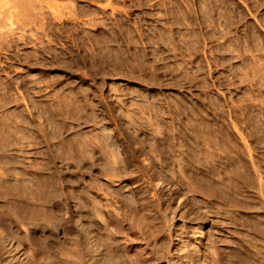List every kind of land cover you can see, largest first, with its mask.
I'll list each match as a JSON object with an SVG mask.
<instances>
[{
  "label": "rangeland",
  "instance_id": "obj_1",
  "mask_svg": "<svg viewBox=\"0 0 264 264\" xmlns=\"http://www.w3.org/2000/svg\"><path fill=\"white\" fill-rule=\"evenodd\" d=\"M102 146L114 156L96 154L90 172ZM111 159H125L126 180L109 176ZM147 161L152 184L137 172ZM54 176L60 197L73 194L58 222L30 206ZM163 181V207L191 226L201 263L264 264V0H0V264L156 253L162 234L142 198ZM91 196L109 224L91 222ZM116 212L135 219L116 228Z\"/></svg>",
  "mask_w": 264,
  "mask_h": 264
},
{
  "label": "bare ground",
  "instance_id": "obj_2",
  "mask_svg": "<svg viewBox=\"0 0 264 264\" xmlns=\"http://www.w3.org/2000/svg\"><path fill=\"white\" fill-rule=\"evenodd\" d=\"M146 134V133H145ZM136 135V134H135ZM137 135H139V133L137 134ZM158 135V134H157ZM164 135V134H163ZM163 135H162V137H163ZM181 135V134H180ZM140 136H142V135H140ZM146 136V135H145ZM168 136H170V135H168ZM137 137H139V136H137ZM143 137V136H142ZM181 137V136H180ZM99 138V137H98ZM145 138V137H144ZM172 138V137H171ZM161 139V138H160ZM162 139H164V138H162ZM114 140V139H113ZM145 140V139H144ZM166 140V139H165ZM173 140V139H172ZM101 142V141H100ZM137 142V141H136ZM143 142V141H142ZM163 142V141H162ZM162 142H161V144H162ZM164 143V142H163ZM103 144V143H102ZM115 144V143H114ZM156 144V143H155ZM158 144V143H157ZM165 144H167V143H165ZM182 144V143H181ZM160 145V144H159ZM158 145V146H159ZM108 146V145H107ZM119 146H120V144H119ZM119 146H117V147H119ZM139 146V145H138ZM143 146V145H142ZM154 146V145H153ZM90 147V146H89ZM112 147V146H111ZM116 147V146H115ZM122 147V146H121ZM144 147V146H143ZM142 147V148H143ZM94 148V147H93ZM108 148V147H107ZM141 148V149H142ZM154 148V147H153ZM164 148V147H163ZM103 149H105V148H103V146H102V148H100V149H94V150H92L91 152H90V154H89V160H90V162H89V164L88 165H90V169L88 168V171L90 170V172L93 170V168H94V166H96V164H98V163H96L97 162V160H99L103 155H105L106 153H110L109 152V150H107V149H105L106 151H104ZM108 149H111L110 147L108 148ZM119 149V148H118ZM137 149V148H136ZM140 149V148H139ZM157 149V148H156ZM162 149V148H161ZM113 150V149H112ZM116 150V149H115ZM138 150V149H137ZM136 150V151H137ZM144 150V149H143ZM152 150H154V149H152ZM158 150V149H157ZM147 151V150H146ZM162 151V150H161ZM164 151V150H163ZM89 152V151H88ZM112 152V151H111ZM120 152H122V151H120ZM155 152H157V151H155ZM165 152V151H164ZM163 152V153H164ZM115 153V152H114ZM141 153H145V154H150V152H144V151H142ZM159 153V152H158ZM88 154V153H87ZM96 154H99L100 156V158H96L97 156H96ZM118 154V153H117ZM133 154V153H132ZM135 154V153H134ZM144 154V155H145ZM110 155H112V156H114L113 155V153L111 154L110 153ZM109 155V156H110ZM130 155V154H129ZM161 155V154H160ZM96 156V157H95ZM108 156V155H107ZM117 156V155H116ZM143 156V155H142ZM146 156V155H145ZM148 156V155H147ZM152 156V155H151ZM150 156V157H151ZM162 156V155H161ZM111 157V156H110ZM122 157V156H121ZM134 157V156H133ZM138 157H139V155H138ZM141 157V156H140ZM153 157V156H152ZM82 158V157H81ZM103 158V157H102ZM105 158V157H104ZM108 158V157H107ZM106 158V160H108ZM112 158V157H111ZM115 158V157H114ZM117 158V157H116ZM162 159V158H161ZM106 160H103V162H102V164L103 163H105L106 162ZM111 160H113L112 161V168L111 167H109V168H111V171H110V175L109 176H119V177H123L125 180H126V177L127 176H129V173H128V171H125V170H122V168L120 167H118L117 165H121V163L125 160H123V161H120V159L118 160L117 159V161L115 160V159H111ZM110 160V161H111ZM137 160V159H136ZM83 161V160H82ZM88 161V160H87ZM100 161H101V159H100ZM109 161V162H110ZM133 161V160H132ZM108 162V161H107ZM109 162H108V164H109ZM125 163V162H124ZM123 163V164H124ZM101 164V163H100ZM106 164V163H105ZM147 167L146 168H144V169H140V170H138L137 172H140L139 174V177H145L146 178V180H148V182L147 183H151V181L153 180V176L151 175V173L149 172V170H150V168L152 167V165L150 164V162H146V164H145ZM151 165V166H150ZM160 165H162L161 166V170H160V173L162 174L161 176H163L164 177V175H163V173L165 172V166L164 165H167V163H166V161H162V163L160 164ZM169 165V164H168ZM107 166V165H106ZM124 166H126V165H124ZM135 166V165H134ZM89 167V166H88ZM103 167H105V166H103ZM138 167H140V166H138ZM154 167V166H153ZM51 168V167H50ZM55 168V167H54ZM109 168H105L103 171H105L106 169V171L108 172L109 170ZM124 168V167H123ZM143 168V167H142ZM95 169V168H94ZM127 169V168H126ZM201 169V168H200ZM45 170V169H44ZM128 170V169H127ZM101 171V170H100ZM90 172H88L89 173V176L91 175V174H93V173H91L90 174ZM102 172V171H101ZM152 172V171H151ZM183 172V171H182ZM98 173V172H97ZM95 174V175H98V174ZM168 173V172H167ZM184 173V172H183ZM52 174V173H51ZM185 174V173H184ZM54 175V174H53ZM100 175V174H99ZM131 175V174H130ZM104 176V175H103ZM102 176V177H103ZM108 176V177H109ZM137 176V175H136ZM178 176V175H177ZM97 177V176H96ZM113 177V178H114ZM118 177V178H119ZM135 177V176H134ZM157 177V176H156ZM179 177V176H178ZM181 177V176H180ZM49 178V177H48ZM100 178V177H99ZM142 178V179H143ZM46 179V178H45ZM44 179V180H45ZM50 179V182H49V186L48 185H46V186H43L44 188H42V190H43V193H44V195H45V202H44V200H43V202L42 203H40V202H35L34 203V205H33V203H30L31 205V208L32 207H34V206H38V205H42L43 204V206L45 207V206H47V212H50V214L48 213V214H46V215H50V216H48L49 217V220L50 219H52L54 222H58L59 220H57V218L59 217H57V214H59V212H61L63 209H62V207H66L67 205H68V203H67V201H65V199L67 198H63L62 196V199H61V197H60V191H62V190H58L57 189V187H60L61 185H59V181L57 182V181H55L54 179H55V176L54 177H50L49 178ZM92 179H93V177H92ZM138 179V178H137ZM160 179V178H159ZM158 179V180H159ZM40 180V179H39ZM57 180H58V178H57ZM122 180V179H121ZM125 180H123V181H125ZM131 180V179H130ZM145 180V179H144ZM155 180V179H154ZM179 180H181V179H179ZM179 180H177V181H179ZM20 181V180H19ZM94 181V180H93ZM117 181V180H116ZM132 181V180H131ZM138 181H139V179H138ZM140 181H141V178H140ZM143 181V180H142ZM113 182V181H112ZM115 182V181H114ZM164 182L165 181H163V182H157V187H159L160 188V190H157L156 189V187H152L151 185H148V186H144L145 187V190H144V193H145V195L146 196H144L143 198H142V200H143V202H142V204H147V205H149L150 207H151V209H150V213H151V215H149V216H151L150 218L152 219V221L154 220V222H156L157 224H158V227H159V233H161L162 235L160 236V247H159V249L156 251V253H153L152 252V250H147L145 253H147V255H149L148 257H144L143 255H139V254H137V253H133L131 250H129L130 248H128V250L126 251V253H124L125 254V256H126V261L124 262L125 264H158L157 262L158 261H161V260H163V261H165V263L166 264H203V262L201 263V258H200V251H201V249H200V245H199V242L197 241V239H194L195 237H189L188 238V240L186 239L189 235H191V232H192V228H191V226L187 223V222H185V220H182L184 217L183 216H181V214H179V213H177L176 212V210H172V209H164V207H163V204H164V202H163V204H162V198H163V187H164ZM18 183H20V182H18ZM32 183H33V181H32ZM37 183H38V181H37ZM40 183H42L41 181H40ZM45 183H46V181H45ZM45 183H43V184H45ZM92 183V182H91ZM144 183V182H143ZM193 183V182H192ZM196 183V182H195ZM33 184H35V183H33ZM32 184V185H33ZM39 184V183H38ZM46 184H48V183H46ZM61 184V183H60ZM89 184H90V182H89ZM93 184V183H92ZM152 184V183H151ZM179 184V183H178ZM20 185V184H19ZM21 185H22V183H21ZM25 185V184H24ZM35 185H37V184H35ZM63 185V184H62ZM88 185V184H87ZM91 185V184H90ZM97 185V184H96ZM27 186V185H26ZM38 186V185H37ZM37 186H36V189L35 190H37ZM41 186H42V184H41ZM111 186V185H110ZM126 186V185H125ZM19 187V186H18ZM22 187V186H21ZM24 187V186H23ZM96 187V186H95ZM105 187V186H104ZM130 187V186H129ZM24 188H26V187H24ZM29 188V187H28ZM111 188V187H110ZM114 188V187H113ZM12 189V188H11ZM19 189V188H18ZM31 189H32V192H33V188H30V190L29 191H31ZM103 189V188H102ZM115 189V188H114ZM117 189V188H116ZM153 189V192L152 193H150V190H152ZM20 190V189H19ZM57 190L60 192V193H58L57 192ZM87 190H89L88 188H87ZM100 190V189H99ZM112 190V189H111ZM119 190V189H118ZM118 190H116L117 192H118ZM120 190H122V189H120ZM141 190V189H140ZM39 191H40V189H39ZM90 192H93V191H95L94 190V186L93 185H91L90 186V190H89ZM98 191V190H97ZM125 191V190H124ZM6 192V191H5ZM20 192V191H19ZM18 192V193H19ZM26 192V191H25ZM37 192V191H36ZM41 192V191H40ZM89 192V193H90ZM120 192V191H119ZM118 192V193H119ZM126 192V191H125ZM124 192V193H125ZM3 193V192H2ZM9 193V192H8ZM17 193V194H18ZM29 193H31V192H29ZM42 193V192H41ZM80 193H83V192H80ZM88 193V192H87ZM100 193V192H99ZM113 193V192H112ZM136 193V192H135ZM134 192H133V194H131V195H129V196H126V200H127V202H128V204H129V207H130V210H131V212H132V214L134 213V212H137V205H141V199L140 198H138V196L135 194ZM179 193V192H178ZM14 194H16V192L14 193ZM26 194H28V192L26 193ZM34 194V193H33ZM62 194H63V192H62ZM70 194V193H69ZM75 194V193H74ZM95 194V193H94ZM97 194V193H96ZM108 194V193H107ZM114 194V193H113ZM147 194H151L150 196H152V197H149V195H147ZM7 195V194H6ZM9 195V194H8ZM32 195V194H31ZM36 195H38L37 193H36ZM36 195H35V197L34 198H36ZM43 195V194H42ZM82 195V194H81ZM81 195H80V197H81ZM90 195V194H89ZM116 195V194H115ZM120 195V194H119ZM122 195V194H121ZM3 196H5V193H4V195ZM26 196V195H25ZM41 196V194L39 195V197ZM65 196V195H64ZM73 196V194H71V197ZM95 196V195H94ZM104 196V195H103ZM116 196H118V195H116ZM140 196V195H139ZM6 197V196H5ZM16 197H18V195H16ZM21 197H22V199L24 200V197H23V195H20L19 196V202H25V200L23 201V200H21ZM30 197V196H29ZM71 197L69 198H67V199H71ZM74 197H75V195H74ZM120 197V196H119ZM124 197V196H123ZM31 198V197H30ZM44 198V196H42V199ZM73 198V197H72ZM94 198H96V197H90L89 198V203H88V207H89V214H90V216H91V222L93 223V222H95V220H96V218H101V219H103L104 220V223H105V221L106 222H108V218L109 217H107V215L105 214L106 212L104 211L105 209L103 208V202L104 201H101V200H97V198L96 199H94ZM116 198H118V197H116ZM14 199V198H13ZM26 199H27V197H26ZM40 199V198H39ZM123 199V198H122ZM121 199V200H122ZM125 199V198H124ZM123 199V200H124ZM164 199V198H163ZM15 200V199H14ZM17 200V199H16ZM27 200H29V199H27ZM26 200V201H27ZM37 200H38V198H37ZM96 200V201H95ZM110 200V199H109ZM116 200V199H115ZM169 200V199H168ZM12 201V200H11ZM10 201V202H11ZM85 201V200H84ZM14 202V201H13ZM12 202V203H13ZM30 202V201H29ZM32 202V201H31ZM107 202V201H106ZM16 203H18V202H16ZM28 203V202H27ZM39 203V204H38ZM120 203V202H119ZM167 203V202H166ZM19 204L20 203H18V205L17 206H19ZM24 204V203H23ZM23 204H21V205H23ZM105 204H108V203H105ZM110 204V203H109ZM108 204V205H109ZM16 204L14 203V206H15ZM27 205V204H26ZM83 205H84V203H83ZM82 205V206H83ZM17 206H16V208H17ZM25 206V205H24ZM62 206V207H61ZM167 206V205H166ZM23 207V206H22ZM21 207V208H22ZM69 207V206H68ZM84 207V206H83ZM105 207V206H104ZM20 207H19V209H21ZM26 208V207H25ZM42 208V207H41ZM67 208V207H66ZM70 208V207H69ZM127 208H128V205H127ZM24 209V207L22 208V210ZM38 209V208H37ZM37 209H35V210H37ZM43 209V208H42ZM41 209V210H42ZM104 209V210H103ZM115 209H116V207H115ZM33 210H34V208H33ZM35 210H34V212H35ZM45 210V209H44ZM58 210H61V211H59L58 212ZM129 210V211H130ZM116 211V210H115ZM13 212H15V211H13ZM19 212V211H18ZM20 212L21 213H24V212H22L21 210H20ZM33 212V213H34ZM37 212H39V216H41V212L40 211H37ZM46 212V210H45V213H47ZM105 212V213H104ZM109 212V211H108ZM107 212V213H108ZM126 212V211H125ZM128 212V211H127ZM130 212V213H131ZM31 213V212H30ZM44 213V212H43ZM111 213V212H110ZM110 213H109V215L108 216H110ZM112 213H113V211H112ZM111 213V214H112ZM118 212H116V215H112V217H113V219H114V225H115V227L116 228H121V227H124V224L123 223H125V222H128V221H133V219H135V214L134 215H125L124 213H118ZM138 213V212H137ZM136 213V214H137ZM180 213H182L183 214V212H180ZM4 214V213H3ZM32 214V213H31ZM62 214V213H61ZM145 214V213H144ZM143 214V215H144ZM149 214V213H148ZM148 214H145L146 216H144V217H142V218H144L145 219V217H147L148 216ZM19 215H22V214H20L19 213ZM28 214L27 213H25V216H27ZM44 215V214H43ZM45 215V216H46ZM29 216H31V215H29ZM32 216H35V214H32ZM31 216V217H32ZM44 216V217H45ZM19 217V216H18ZM28 217V216H27ZM27 217H26V219L25 220H27ZM42 217L43 216H41V220L40 221H42V220H44V219H42ZM47 217V218H48ZM183 217V218H182ZM22 218H23V216H22ZM35 219H37L36 217H34ZM46 218V219H47ZM88 218H89V215H88ZM137 218V217H136ZM202 218V217H201ZM17 219H20V218H17ZM34 219V220H35ZM44 220V221H48V220ZM60 219V218H59ZM112 219V220H113ZM147 219V218H146ZM177 220V222L176 223H174V220ZM23 220V219H22ZM39 220V219H38ZM38 220H35L36 222H38ZM89 220V219H88ZM137 220V219H136ZM24 221V220H23ZM31 221V220H30ZM39 221V223L41 224V222ZM43 221V223H45ZM52 221V222H53ZM141 221H143V220H141ZM22 222V221H21ZM20 222V223H21ZM28 222V221H27ZM50 222V221H49ZM51 222V223H52ZM61 222V221H60ZM59 222V224L61 225V223ZM97 222V221H96ZM100 222V221H99ZM109 222H111V220H109ZM109 222H108V224H109ZM113 222V221H112ZM137 222V221H136ZM139 222V221H138ZM138 222H137V226L139 227V225H138ZM31 223V222H30ZM39 223L37 224V226L39 225ZM42 223V224H43ZM47 223V222H46ZM36 224H35V226H36ZM48 224V223H47ZM53 224H55V223H53ZM57 224V223H56ZM96 225L98 224V223H95ZM102 224H103V221H102ZM126 224V223H125ZM132 224H134V226H135V224L136 223H132ZM44 225V224H43ZM58 225V224H57ZM99 225L100 224H98V227H99ZM106 226H107V224H105ZM147 225V224H146ZM30 226V225H29ZM33 226V225H32ZM47 226V225H46ZM102 226V225H101ZM133 226V227H134ZM137 226H136V228H137ZM42 227V226H41ZM60 227V226H59ZM70 227V226H69ZM94 227V226H93ZM97 227V226H96ZM131 227V226H130ZM102 228V227H101ZM101 228H100V230H101ZM127 228V227H126ZM135 228V229H136ZM46 229V228H45ZM114 229V228H113ZM133 229V228H132ZM131 229V230H132ZM36 230V229H35ZM43 230V229H42ZM93 230V229H92ZM96 230V229H95ZM106 230V229H105ZM140 230H141V228H140ZM110 231V230H109ZM125 231V230H124ZM158 231V230H157ZM42 232H44V231H42ZM132 232V231H131ZM138 232V231H137ZM154 232V231H153ZM168 232V233H167ZM196 234H197V232H199L198 231V229H196ZM41 233V232H40ZM58 233V232H57ZM88 233V232H87ZM109 233V232H108ZM121 233V232H120ZM135 233V232H134ZM43 234V233H42ZM51 234V233H50ZM118 234V233H117ZM126 234V233H125ZM135 234H137V233H135ZM139 234V233H138ZM143 234V233H142ZM46 235V234H45ZM111 235H112V233H111ZM144 235H145V233H144ZM86 236V235H85ZM88 236H89V234H88ZM87 236V237H88ZM115 236H116V234H115ZM132 236V239L130 240V241H133V240H136V238L138 237V236H136L135 235V237H134V235H131ZM140 236V235H139ZM143 236V235H142ZM149 236V235H148ZM1 237V236H0ZM51 237V236H50ZM110 237V236H109ZM114 237V236H113ZM130 237V236H129ZM134 237V238H133ZM141 237V236H140ZM154 237V236H153ZM36 238H37V236H36ZM44 238V237H43ZM47 238V237H46ZM89 238H91V237H89ZM148 238V237H147ZM29 239H30V237H29ZM57 239V238H56ZM111 239V238H110ZM138 239H139V237H138ZM218 239V238H217ZM49 240V239H48ZM92 240V239H91ZM114 240V239H113ZM127 240V239H126ZM143 240H144V238H143ZM146 240V239H145ZM41 241V240H40ZM47 241V240H46ZM93 241V240H92ZM110 241V240H109ZM217 241H219L220 242V239L219 240H217ZM216 241V242H217ZM224 241V240H223ZM223 241H222V243H223ZM77 242V241H76ZM82 242V241H81ZM111 242H113V241H111ZM146 242V241H145ZM215 242V243H216ZM224 242H226V241H224ZM33 243V242H32ZM92 243V242H91ZM97 242H95L94 241V245L96 244ZM109 243V242H108ZM107 243V244H108ZM117 243V242H116ZM218 243V242H217ZM228 243V242H227ZM227 243H224V244H227ZM87 244V243H86ZM103 244V243H102ZM106 244V243H105ZM104 245V244H103ZM102 245V246H103ZM111 245V244H110ZM113 245V244H112ZM228 245V244H227ZM226 245V246H227ZM114 246H116V245H114ZM151 246H153V245H151ZM225 246V247H226ZM95 247V246H94ZM113 247V246H112ZM131 247V246H130ZM215 248H216V245L214 246ZM109 248H110V246H109ZM114 248V247H113ZM112 248V249H113ZM155 248V247H154ZM35 249H36V246H35ZM104 249V248H103ZM117 249V248H116ZM115 249V250H116ZM121 249V248H120ZM123 249V248H122ZM79 250H80V248H79ZM140 250V249H139ZM224 252H225V250H224V248L222 249ZM221 250V251H222ZM70 251V250H69ZM95 251V250H94ZM110 251H111V248H110ZM110 251H107V252H110ZM113 251V250H112ZM111 251V252H112ZM119 251V250H118ZM212 251V250H211ZM217 252V251H216ZM227 252V251H226ZM116 253H118V252H116ZM120 253V252H119ZM144 253V254H145ZM244 253V252H243ZM77 254H78V252H77ZM87 254H89V253H87ZM102 254V253H101ZM110 254V253H109ZM108 254V255H109ZM113 254V253H112ZM112 254H110L111 256H112V258H109V260L110 259H112L113 260V255ZM121 254H123L122 252H121ZM121 254H120V257H121ZM123 254V255H124ZM226 254V253H225ZM52 255V254H51ZM68 255H70V254H68ZM105 255H107V254H105ZM107 255V256H108ZM146 255V256H147ZM236 255V254H235ZM67 256V255H66ZM111 256H109V257H111ZM114 256H116V254H114ZM70 257V256H69ZM117 257V256H116ZM115 257V258H116ZM220 257V256H219ZM226 257V256H225ZM241 257V256H240ZM108 257H106V259H107ZM242 258V257H241ZM95 260V259H94ZM108 260V259H107ZM120 260V259H119ZM245 260V259H244ZM31 261V260H30ZM240 261V260H239ZM80 262V261H79ZM101 262H103V260H101ZM107 262V261H106ZM113 262H116V261H113ZM214 262V261H213ZM243 262V261H242ZM30 263V262H29ZM50 263V262H49ZM9 264V263H8ZM15 264V263H14ZM108 264V263H107Z\"/></svg>",
  "mask_w": 264,
  "mask_h": 264
}]
</instances>
